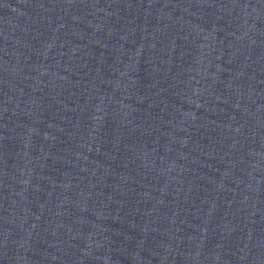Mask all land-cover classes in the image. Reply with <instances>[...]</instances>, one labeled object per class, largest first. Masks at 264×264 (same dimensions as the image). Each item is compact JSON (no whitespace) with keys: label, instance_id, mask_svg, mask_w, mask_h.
Returning a JSON list of instances; mask_svg holds the SVG:
<instances>
[{"label":"water","instance_id":"obj_1","mask_svg":"<svg viewBox=\"0 0 264 264\" xmlns=\"http://www.w3.org/2000/svg\"><path fill=\"white\" fill-rule=\"evenodd\" d=\"M0 264H264V0H0Z\"/></svg>","mask_w":264,"mask_h":264}]
</instances>
